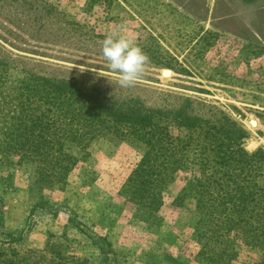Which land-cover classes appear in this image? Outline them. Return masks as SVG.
<instances>
[{
  "label": "rangeland",
  "instance_id": "374dc122",
  "mask_svg": "<svg viewBox=\"0 0 264 264\" xmlns=\"http://www.w3.org/2000/svg\"><path fill=\"white\" fill-rule=\"evenodd\" d=\"M109 33L131 37L149 58L130 85L102 55ZM0 58L17 77L23 68L74 76L150 108L189 98L200 115L241 126L247 151L264 149V0H0ZM144 149L110 133L85 151L69 144L78 160L65 183L39 190L33 164L10 168L11 178L0 180V246L8 234L19 238L10 247L21 264H207L195 258L194 197L173 204L188 173H176L154 217L124 192ZM96 236L106 241L93 243ZM257 257L240 244L232 264Z\"/></svg>",
  "mask_w": 264,
  "mask_h": 264
},
{
  "label": "trees",
  "instance_id": "16d2710c",
  "mask_svg": "<svg viewBox=\"0 0 264 264\" xmlns=\"http://www.w3.org/2000/svg\"><path fill=\"white\" fill-rule=\"evenodd\" d=\"M45 8L63 20L51 5ZM14 69L11 61L0 58V180L11 178L10 168L31 163L33 187L63 184L78 160L69 144L85 151L91 140L109 133L132 137L145 149L123 189L147 218L162 206L176 173L186 172L173 204L181 207L194 197L195 258L232 264L242 244L258 255L248 264H264V149L247 151V132L235 121L214 113L200 115L189 98L174 108H150L74 76L23 68L17 77ZM7 237L8 246H0V264H21L10 247L19 238ZM98 241L106 240L93 238Z\"/></svg>",
  "mask_w": 264,
  "mask_h": 264
},
{
  "label": "clouds",
  "instance_id": "9594fccd",
  "mask_svg": "<svg viewBox=\"0 0 264 264\" xmlns=\"http://www.w3.org/2000/svg\"><path fill=\"white\" fill-rule=\"evenodd\" d=\"M107 67L118 74L122 86L136 82L145 71L148 56L134 40L118 33L107 34L101 46Z\"/></svg>",
  "mask_w": 264,
  "mask_h": 264
},
{
  "label": "water",
  "instance_id": "95a60500",
  "mask_svg": "<svg viewBox=\"0 0 264 264\" xmlns=\"http://www.w3.org/2000/svg\"><path fill=\"white\" fill-rule=\"evenodd\" d=\"M166 71H168V70H163V71H162V74H163V75L165 74L164 76H167V75H168L167 73H164V72H166Z\"/></svg>",
  "mask_w": 264,
  "mask_h": 264
},
{
  "label": "bare ground",
  "instance_id": "6f19581e",
  "mask_svg": "<svg viewBox=\"0 0 264 264\" xmlns=\"http://www.w3.org/2000/svg\"><path fill=\"white\" fill-rule=\"evenodd\" d=\"M167 74H169V73H167Z\"/></svg>",
  "mask_w": 264,
  "mask_h": 264
}]
</instances>
